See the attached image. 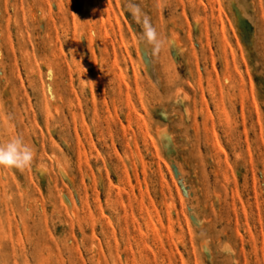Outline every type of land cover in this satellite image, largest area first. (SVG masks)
<instances>
[{
  "label": "rangeland",
  "instance_id": "374dc122",
  "mask_svg": "<svg viewBox=\"0 0 264 264\" xmlns=\"http://www.w3.org/2000/svg\"><path fill=\"white\" fill-rule=\"evenodd\" d=\"M14 136L0 264H264V0H0Z\"/></svg>",
  "mask_w": 264,
  "mask_h": 264
},
{
  "label": "clouds",
  "instance_id": "9594fccd",
  "mask_svg": "<svg viewBox=\"0 0 264 264\" xmlns=\"http://www.w3.org/2000/svg\"><path fill=\"white\" fill-rule=\"evenodd\" d=\"M134 20L141 25L138 42L151 46L153 53H158L166 41L158 37L157 31L146 15L138 8L131 10ZM34 159V151L23 138L10 137L7 141H0V169H24L29 167Z\"/></svg>",
  "mask_w": 264,
  "mask_h": 264
},
{
  "label": "bare ground",
  "instance_id": "6f19581e",
  "mask_svg": "<svg viewBox=\"0 0 264 264\" xmlns=\"http://www.w3.org/2000/svg\"><path fill=\"white\" fill-rule=\"evenodd\" d=\"M1 258V257H0ZM4 259V258H3ZM3 262V261H2Z\"/></svg>",
  "mask_w": 264,
  "mask_h": 264
}]
</instances>
